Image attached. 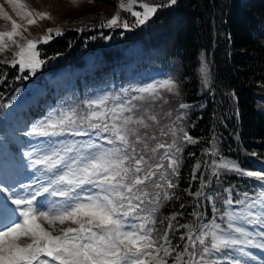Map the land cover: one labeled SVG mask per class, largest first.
<instances>
[{"label":"snow or ice","instance_id":"snow-or-ice-1","mask_svg":"<svg viewBox=\"0 0 264 264\" xmlns=\"http://www.w3.org/2000/svg\"><path fill=\"white\" fill-rule=\"evenodd\" d=\"M7 2L28 25L52 18L48 12L29 10L22 0ZM170 2L175 4L177 0ZM137 3L120 0L119 8L131 12L137 24L143 25L158 6L141 2L143 11H134ZM0 17L11 23L10 30L0 31V52L12 46L18 49L10 60L2 62L13 67L18 64L21 71L29 69L35 74L45 63L38 44L47 43L53 33L61 35L60 29L49 28L46 35L27 39L23 26L3 6ZM104 26H121L119 13ZM122 26L129 28L126 21ZM17 37L25 43H19ZM200 72L203 82L210 83L206 61ZM163 92L179 95L178 82L169 77L122 89V95L88 101L84 114L72 109L31 127L26 135L60 137L70 133L88 139L60 141L50 143L47 150L27 151L31 166L41 173L31 192L17 194L0 179V264H169L173 252L174 264H224L209 257L225 249L236 253L226 254L229 264H249L244 259L250 255L245 248H264V171H245L235 161L221 157L208 167L213 176L224 169L255 178L261 182V191L254 195L245 192L243 199L233 200L232 189H227L229 196L223 204L228 208L221 218L226 220L225 227L215 220L180 225L187 229L180 237L187 240L182 251H176L169 241L172 221L179 214L167 218L165 231L158 234L156 213L160 203L173 199L175 194L170 190L178 187L173 177L179 175L182 142L196 143L175 121L162 123L154 105L168 102ZM179 107L188 105L181 103ZM166 115L171 117V112ZM93 137L104 140L108 147ZM206 151L212 156L218 154L215 143ZM5 166L0 162V168ZM200 167L196 165L197 170ZM209 184L202 182L201 190L194 195H205L203 189ZM38 198L48 203L42 205ZM234 204L238 210L232 207ZM242 224L256 226V230Z\"/></svg>","mask_w":264,"mask_h":264},{"label":"trees","instance_id":"trees-1","mask_svg":"<svg viewBox=\"0 0 264 264\" xmlns=\"http://www.w3.org/2000/svg\"><path fill=\"white\" fill-rule=\"evenodd\" d=\"M157 5L156 13L143 25L130 12H122L121 26L101 29L90 24L80 31L67 30L39 52L50 65L42 70L55 71L66 65L82 67L88 53L99 51L97 73L99 82H104L110 66L130 58L132 51L127 48L139 43L141 62L169 70L178 82L179 95L162 93L168 102H155L154 110L162 123L175 121L196 141L182 142L179 175L173 177L178 187L170 190L173 199L161 201L156 215L158 234H162L167 218L179 214L169 233L170 243L179 251L187 242L180 238L184 233L180 225L195 222L200 211L193 192L202 175L211 185L248 183L246 176L233 171L220 170L213 176L211 168H201L204 163L229 157L244 170L255 171L254 163L264 161V0H177L175 4L160 0ZM124 21L129 28L122 26ZM203 57L210 69L208 84L202 83L198 73ZM16 71L10 67L0 73V100L16 83ZM181 103L188 107L181 109ZM65 105L68 111H87V105ZM169 111L171 117L166 115ZM177 116L182 118L175 120ZM213 143L216 156L206 151Z\"/></svg>","mask_w":264,"mask_h":264},{"label":"rangeland","instance_id":"rangeland-1","mask_svg":"<svg viewBox=\"0 0 264 264\" xmlns=\"http://www.w3.org/2000/svg\"><path fill=\"white\" fill-rule=\"evenodd\" d=\"M159 1L160 0H138V3L133 10L142 12L143 9L139 7V4L141 2H148L150 4L158 6L157 2ZM22 2L26 5V7L29 10L33 12L36 11L48 12L52 17L51 19L39 20L38 23L35 25H28L26 19L16 15V11L13 9L12 5H10L7 2V0H0V6H3L5 11H7L9 15L13 17V19H16L17 22L23 26L22 27L23 35L27 39H35L38 37H42L47 34V30L49 28L60 29L62 33L70 29H76V28L81 29L86 25H90V24L91 25L98 24L101 27H107L104 26L107 20H110L117 13H119V16L122 12L126 13L125 10H121L119 8L120 0H108V1L78 0L77 4H73L72 0H22ZM121 20H123V18L120 16V21ZM10 29H11L10 21L4 20L2 17H0V31H8ZM56 36L58 35H55V33H53V38ZM17 40L21 44L25 43V40L20 39L19 37H17ZM137 48L138 45H135L134 49L136 50ZM17 50L18 49L15 46H12L10 50L7 52H0V73L3 71L7 72L10 67H13L12 64L3 63L2 61L10 60L12 58V53H14ZM97 58H98L97 54L95 53L89 54L88 66L93 67V63H96ZM204 61L205 60L203 57L202 62ZM202 62L199 66L198 73L200 74L202 83L204 84L203 77L200 72ZM134 65L135 62L129 64L128 67L131 68L134 67ZM15 67H19V65L17 64ZM29 71L30 73H32L31 70ZM5 72L3 74H6ZM36 74L37 73H35V75ZM76 75L77 72L75 71L71 72L68 69L63 68L60 69L55 74L47 75L46 78H44L43 80L42 79H40L39 81L36 79L35 80L32 79L28 81L22 80L12 88L11 92H9L3 98L2 105L5 106L8 110V116L6 120L7 123H9V133L10 136L13 138V140L15 139V141L20 143L21 146H24V148L27 147V144L24 142L25 137L23 131H25L26 128L25 124L29 121L28 119L29 117H31V114L33 113L32 111H35L36 109L45 107V105L47 106L50 104L51 95L49 98H47L50 92L49 90L50 86L54 87L53 95H56L58 90L61 87L65 86L67 82L70 85H73L76 79ZM18 78L20 79V75H18ZM161 80L164 79H158L153 82H158ZM43 99H48V102L45 104H41L40 102ZM20 112L24 113L22 117H19ZM8 138H9V134H7L6 138L1 139L0 143L6 142V139ZM35 149L47 150L48 148H46L45 146H39ZM216 161L219 162V159H217ZM2 163H4L6 166L0 168V179H3L5 187L14 189L15 193L17 194H24L35 190L37 180L38 178L41 177V175H39L36 171L32 169L29 161H27L24 157H21V159L18 162L7 160V161H3ZM197 164H200V162ZM210 164L211 162L206 161L201 168L207 170L210 168L208 167V165ZM261 167L264 171V165ZM44 179L46 182V177H44ZM199 180H200L199 188L196 191L201 190L202 182H207L203 175ZM227 189H231V188L228 187ZM203 191L205 195H202L200 197H196L194 195L195 192H193V197L195 198V200L200 201V203L203 204L202 200L205 198L206 202H208L209 204L211 203L214 204L215 197L212 194L211 190L207 189L206 187L203 189ZM233 192L234 190L232 189L231 195L232 198L235 199L234 197L235 194ZM225 193L228 197L229 193L227 191ZM0 195L3 194L0 193ZM47 203L48 201L41 198L42 205H46ZM224 207H225L224 209L225 211L226 208H228V206L225 205ZM232 207L236 208L237 210L239 208V206L236 207L232 206ZM212 214L209 216L208 219L202 217L203 214H201L200 222L196 223L195 225L210 224L213 220H215L216 223H220L222 225V228L226 226V220L221 219L223 213L220 215H214L216 213H214L213 215ZM242 226L249 229L250 231L256 230V226L247 225V224H242ZM186 232L187 229L184 228L183 235H185ZM245 251L250 253V255L244 257V259L247 260L249 264H264V256L262 252L258 253L259 251L256 250V248L254 247L252 249L246 247ZM231 252L233 255L236 254L233 250H231ZM224 264H228V263L225 262Z\"/></svg>","mask_w":264,"mask_h":264}]
</instances>
